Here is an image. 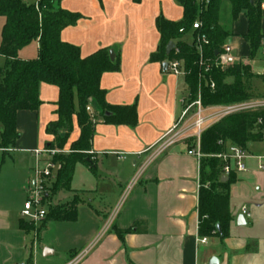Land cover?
Segmentation results:
<instances>
[{"label": "crops", "instance_id": "0c3cea01", "mask_svg": "<svg viewBox=\"0 0 264 264\" xmlns=\"http://www.w3.org/2000/svg\"><path fill=\"white\" fill-rule=\"evenodd\" d=\"M24 2L30 5L27 0ZM61 9L79 16L74 25L62 31L61 39L79 48L83 59L105 49L113 59L120 57V71L104 74L100 87L109 106H136L137 122L115 125L105 123L100 117L94 119L93 168L89 159L87 165L79 164L75 168V171L79 166L89 169L94 174L93 184L87 190L73 188L74 171L66 189L70 192L60 195L66 201L76 192L102 199L114 197L113 207L104 210L109 215L100 236V231L94 232L93 228L88 236L75 234L69 246L59 253L53 243L56 240L45 241V230L54 222L36 227L21 216L34 177L37 162L34 152L48 148L54 141L46 130L58 121L59 89L47 84L40 86L42 105L37 111L18 113L16 146L11 152H0L3 164L10 158L16 169L26 175L19 187L25 197L22 209L11 202L9 194L7 200H2L0 195V264H40L39 259L46 264H68L83 250L87 251L79 264H264V239L253 238L250 233L253 226L252 230H247L251 217L246 208L252 202H264V169H260L261 165L264 167V159H261L264 158V142L248 145L247 171L233 174L227 238H206V244L199 235L201 163L188 155L195 149V140L177 142L163 150L168 136L179 134L183 138L195 132L196 109L174 130L186 106L191 104L185 77L176 76L170 68L164 69L165 64H170L168 59L151 60L162 43L158 20L179 23L184 18L179 0H62ZM241 20L246 24L245 32H231L228 40L239 60L233 66L242 63L249 66L263 90L256 88V91L264 95V55L260 50L254 60L243 56V49L250 54L251 50L243 38L247 32L245 16L233 25ZM263 25L264 19V35ZM194 33V30L187 33L184 41L192 44ZM34 43L39 54V42ZM171 43L176 45V42ZM25 50L18 52L19 59L33 60L26 57ZM250 88L255 94L251 83ZM258 94L255 95L262 99ZM227 109V106L207 108L206 129L221 121ZM73 122L74 131L66 150L80 137L77 118ZM47 160L45 156L39 159L41 165ZM60 169L61 165L51 181L56 180ZM221 177L223 183L229 179L223 173ZM10 193L15 194L13 190ZM234 201L247 209V215L243 211L245 217H236L232 208ZM91 210L97 215L101 213L93 207ZM120 232L126 233L123 240ZM76 245L82 247L78 250ZM57 256L60 260L54 263Z\"/></svg>", "mask_w": 264, "mask_h": 264}, {"label": "trees", "instance_id": "16d2710c", "mask_svg": "<svg viewBox=\"0 0 264 264\" xmlns=\"http://www.w3.org/2000/svg\"><path fill=\"white\" fill-rule=\"evenodd\" d=\"M229 2L232 22L242 15L247 20V32L243 36L250 47V59L254 60L261 50L264 35L262 21L264 0H210L201 9L195 0H179L184 18L173 23L160 18L157 22L162 43L152 56V62L177 61L185 72L190 102L201 99L204 108L230 106L259 99L250 88L253 78L249 66L237 65L221 68L215 65L217 54L232 36L220 25V11ZM62 0H39L28 5L24 0H0V19L5 23L2 30L0 56L6 60L0 67V149H13L19 139L17 115L19 112L37 111L42 105L40 86L47 84L59 89L58 121L47 128L54 137L49 149L64 150L74 131V118L80 129L79 139L71 145V154L56 156L53 162L61 169L50 191L57 194L69 189L75 168L79 164L94 163L89 156L94 137V119L100 117L109 124L137 122L136 106L111 107L106 103L105 92L100 83L104 74L120 71V57L112 58L105 49L83 59L80 49L61 39L64 29L72 26L79 16L61 9ZM199 21L201 30L195 31L193 43L184 37ZM183 31V33H181ZM206 37L209 44L204 50L206 64L201 65L196 49V38ZM39 42V54L33 60H21L18 52ZM176 42L169 56L167 46ZM214 86V87H212ZM91 107L92 113L87 112ZM109 114V115H108ZM264 142V107H256L231 114L206 129L200 139L201 160L199 235L201 238L218 237L225 240L231 222L230 186L235 182L233 174L222 182L223 163L214 158L226 151L228 146L247 150L249 144ZM90 165V164H89ZM77 203L68 208L49 207L45 222H74L77 220ZM44 222V223H45ZM126 233H119L124 239Z\"/></svg>", "mask_w": 264, "mask_h": 264}, {"label": "rangeland", "instance_id": "374dc122", "mask_svg": "<svg viewBox=\"0 0 264 264\" xmlns=\"http://www.w3.org/2000/svg\"><path fill=\"white\" fill-rule=\"evenodd\" d=\"M38 0H27V3L30 5L35 4ZM5 20L0 19V44L2 40V30L4 26ZM220 25L225 31L234 32L241 34L245 32L246 30V24L243 20H241V23L238 25H233L232 22V10H231V5L229 2H224L221 7L220 11ZM263 30H264V25H263ZM190 42L191 40L188 39ZM35 43H32L29 47L26 48L25 50V55L26 57H31L30 59H36L38 56L37 52L35 51ZM243 56L245 58H249L251 54L246 50L243 49ZM35 57V58H32ZM242 65H245L242 63ZM5 66V61L0 57V67ZM249 83L252 84L255 90V94H258L259 91H256V88H261L259 85V82L256 81V79L251 78ZM261 92L263 91L262 88L260 89ZM260 97H264V95L258 94ZM262 99H259L257 101L253 102H247V103H242V104H237V105H230L227 107H235V108H241V107H249V106H261L264 105V101ZM0 195L2 200H7L8 194L11 196V202H15V206L17 208H23L24 202H25V197L24 195L19 191L20 186L22 184V181L25 178V174L18 169H16L15 164L10 158H7L5 163H2V158H0ZM56 175V173H54ZM94 181V174L90 172L89 169L79 166L74 175V183H73V188L75 189H81V190H87L90 189V185L93 184ZM53 181H48L47 183V191H48V196L50 198L49 205L52 207H60V208H68L70 205L74 203H82L79 205L78 208V219L77 221H74L72 223H59V222H54L50 223L52 224L47 227L45 230V241L46 243H52L54 240L55 242V248L58 250V252L64 251V249L69 246V241H71V237L73 235H89L91 229L93 228V231H100L99 236L103 232L104 228V223L106 217L109 215L108 213H105V209L111 210V206L113 205L114 202V197H108L105 199L95 197V196H89V195H84V193L76 192L75 194L73 193L70 196V200H62L60 194H67L70 192V190L66 191V189H63L59 191L57 194H53L50 191V188H52ZM10 190H13L15 192L14 195L10 193ZM9 196V197H10ZM93 200L94 202H90ZM242 203L240 202H233L232 208L233 211L236 215V217H245L243 214L244 208L242 207ZM91 207H93L94 210H98L101 213L100 214H95L92 212ZM113 207V206H112ZM246 208L248 209V213L250 214L251 220L249 221L248 225V231L252 230L253 226V231L250 233H253V238L257 240L259 239H264V202H255L250 205H246ZM109 212V211H108ZM46 223V222H45ZM43 222V226L45 225ZM246 228V227H245ZM81 245V244H80ZM76 245V248L79 250V247L81 248L82 246ZM87 250L83 251H78L79 255L77 258H71V261L77 260L78 258L83 257L86 254ZM73 259V260H72ZM60 260V257L57 256L55 260L53 261L54 263H58ZM40 264H46L44 261L39 259Z\"/></svg>", "mask_w": 264, "mask_h": 264}, {"label": "built area", "instance_id": "2783aa9c", "mask_svg": "<svg viewBox=\"0 0 264 264\" xmlns=\"http://www.w3.org/2000/svg\"><path fill=\"white\" fill-rule=\"evenodd\" d=\"M195 1L201 9L207 7L210 4V0H195ZM262 10H264V4L262 5ZM201 28H202V24L199 21H197L193 25L194 31L201 30ZM181 33H183V31H181ZM208 44L209 41L206 37L198 36L196 38V49L200 55L201 65L206 64L207 62L204 60V50ZM261 51L262 54L264 55V39L262 42ZM238 61H239L238 58L234 55V49L232 48L231 45L227 43L222 48L221 53L217 54L214 63L218 67L226 68L235 65L236 63H238ZM169 65H170L169 68L173 71V73L176 76H185V72L181 68V64L179 62L174 61L171 62ZM256 107H261V106H256ZM256 107L253 106L241 107V108L228 107L225 115L223 114V118L231 114L246 111ZM192 109H196L195 123L193 128L195 131L194 134L190 136H185L183 138L179 134L176 135L174 134L173 136H168L166 139L164 138L165 141H164L163 150L170 148L177 142L194 139L196 143L195 149L189 151L188 155L195 157L198 160V162L201 163V160L204 158V155L200 152V139L203 132L206 130V126H207V119L205 117L207 108H204L202 106L200 98L196 102L188 104L186 106V109L183 112V115L180 118V120L177 122L174 130H176L181 126L184 119L187 117V115ZM87 112L92 113L91 107L87 108ZM12 150L13 149H0V152L8 153L11 152ZM34 153L37 161L34 169V177L31 186L28 190V199L24 205L21 216L28 223L33 224L34 226L37 227L43 222H45L50 207L48 203L47 183L48 181L54 178V173L57 172L60 168V165L58 163L53 162V159L56 156H65L71 154L72 152L71 150H66V149L58 150V149L45 148L42 150H36ZM89 154L91 156L92 152H90ZM42 156L49 158V160L46 161L45 165L40 164L39 159ZM122 158L123 157H120V159ZM214 158H219V160H221V162L223 163L222 173L225 177H229L231 174L235 172L244 173L247 171L246 161L249 158V154L246 150L238 146H228L225 152H223L218 156H215ZM91 160L92 162H94L95 158L91 156ZM260 169H264V167L261 165ZM243 211L244 214L247 215V209L244 208ZM201 241L202 243L206 244L208 240L204 238ZM81 259L82 257L78 258L77 260L71 261L68 264H79ZM21 264H29V263H21ZM31 264H35V263L32 262Z\"/></svg>", "mask_w": 264, "mask_h": 264}, {"label": "water", "instance_id": "95a60500", "mask_svg": "<svg viewBox=\"0 0 264 264\" xmlns=\"http://www.w3.org/2000/svg\"><path fill=\"white\" fill-rule=\"evenodd\" d=\"M175 48V44L174 43H170L169 45H168V47H167V55H170L171 54V52H172V50ZM169 64L167 63V64H165L164 65V69H168L169 68Z\"/></svg>", "mask_w": 264, "mask_h": 264}]
</instances>
